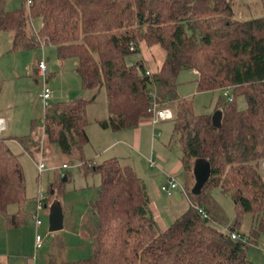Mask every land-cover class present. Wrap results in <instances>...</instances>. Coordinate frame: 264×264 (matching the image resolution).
I'll use <instances>...</instances> for the list:
<instances>
[{"label":"trees","instance_id":"16d2710c","mask_svg":"<svg viewBox=\"0 0 264 264\" xmlns=\"http://www.w3.org/2000/svg\"><path fill=\"white\" fill-rule=\"evenodd\" d=\"M232 1L24 0L21 8L7 11L1 0L0 33L13 34V50L55 47L60 60H78L83 89L94 92L90 99L50 105L44 116L48 141L64 154L79 152L84 173L101 176L93 203L94 255L62 264H256L249 252L264 232V16L240 20ZM36 19L42 21L39 30ZM143 45L162 51L157 69L144 57L129 62ZM185 69L197 71L199 91L230 90L233 100L220 99L216 109L223 112L220 127L213 123L214 113L196 114L192 100L179 97L177 79ZM103 90L109 117L100 124L114 131L137 127L151 116L154 100L161 107L176 106L170 146L182 152L186 180L195 177L197 159L208 160L211 176L196 196L209 202L214 188L232 196L233 226L219 229L210 208H204V217L191 202L162 231L135 166L116 157L102 162L85 157L88 107ZM241 96L244 109L237 105ZM10 139L0 136V218L19 228L29 217L27 179ZM19 140L26 149L35 143L32 136ZM184 188L192 196L187 184ZM245 214L253 216L251 231L242 234L246 240L233 239Z\"/></svg>","mask_w":264,"mask_h":264},{"label":"rangeland","instance_id":"374dc122","mask_svg":"<svg viewBox=\"0 0 264 264\" xmlns=\"http://www.w3.org/2000/svg\"><path fill=\"white\" fill-rule=\"evenodd\" d=\"M23 2L24 0H5L3 8L13 11L21 8ZM232 5L236 18L240 20L264 16V0H233ZM41 26V19L34 20L36 30ZM10 33H0V118L6 121V129L0 135L11 138L8 141L9 146L20 156L24 167L28 195L25 209L29 217L19 228H9L6 221L0 218V258H4L7 264H51L53 261L62 264L89 259L96 249L97 214L93 203L98 197L101 176L84 173L79 152L75 151L73 155L64 154L57 145L48 141L44 133L46 109L40 100V94L46 82L53 90L50 105L79 98L90 99L94 92L83 89L82 79L76 71L77 59L60 61L57 50L52 46L15 51ZM142 52L148 61H152L150 68L157 69L163 59L162 51L143 45ZM44 57L48 68L46 79L36 73L38 64ZM142 57V53H134L128 60L132 64ZM197 80L195 69L182 70L177 79L179 97L192 100L196 114L215 113L220 99L228 100L225 92L230 90L199 91ZM155 105L158 109L169 108L161 107L159 102ZM173 105L175 110L176 106ZM237 105L240 109L246 108L245 98L238 97ZM173 109V117L160 122L153 121L152 112L151 116L147 117L150 120L141 125L142 133H136L132 129L122 136L121 133L105 129L100 124L101 120L108 117L106 93L101 91L88 107L90 124L87 132L90 142L85 147V157L96 159L98 162L119 157L124 163L132 164L155 197L154 188L168 185L171 172L182 162L181 150L168 146L174 129ZM27 136H32L35 140V143L27 146L28 149L19 140ZM152 155L158 159V167L146 166L145 160ZM41 163H44L43 170L39 168ZM64 164L68 167L65 168ZM63 175H67V180L62 179ZM171 177L179 184L178 191L182 193V199L177 200L167 195H163V198L167 205L173 207L174 213H182L178 217L186 212L192 202L193 206L202 204L207 210L210 208V214L219 220V223H212L219 229L227 230L228 226H233L237 209L232 196L223 193L220 188H214L208 192L209 202L206 198L198 199L193 193L192 196L189 195V201L183 193V186L187 184L192 190L196 183L195 177H190L187 182L183 166ZM52 186L55 189L53 194L50 193ZM41 194L44 196L40 209L43 223L37 229L33 214L38 209L37 199ZM163 198L160 204L163 203ZM56 200L62 204L64 228L50 231V206ZM16 208L11 206L10 211H16ZM252 226L253 216L245 214L241 225H236V229L241 234L249 235ZM37 233L43 238V247L39 251H36L35 244ZM252 245L249 258L256 264H264V232L258 241H252Z\"/></svg>","mask_w":264,"mask_h":264},{"label":"built area","instance_id":"2783aa9c","mask_svg":"<svg viewBox=\"0 0 264 264\" xmlns=\"http://www.w3.org/2000/svg\"><path fill=\"white\" fill-rule=\"evenodd\" d=\"M28 3H31V0H28ZM150 72H148L149 74ZM37 74L41 77L46 79L48 76V68H47V63L45 60V57L39 62L38 64V68H37ZM231 93L229 91L226 90L225 92V96L228 98L229 101H232V96L230 95ZM52 98V89L49 87L48 83L46 82L43 88L42 93L40 94V100L43 103V106L45 109H47L50 106V100ZM154 102V106L152 109V112L154 113L153 115V121L154 122H160L163 120H167L171 117H173V112L170 108H157V105H155ZM6 129V121L4 118H0V133H2L4 130ZM147 163L150 166H158L159 162L153 158L148 159ZM64 167L67 168L68 165L64 164ZM40 170H43L44 168V163H41L39 165ZM262 169L264 170V163L262 164ZM179 184H177L175 182V180L170 177L169 180V184L168 185H164L162 187L163 191L166 192H171V190L179 188ZM183 191L186 192L184 186H183ZM43 201H44V196L43 194L39 195L37 202H38V209L37 211L33 214V218H34V222L35 225L37 227V229L42 225V219H41V215H40V209L43 206ZM196 208L199 210V212L204 216V217H208V213L207 211L204 209V207H200V206H196ZM232 238L233 239H244L246 240V238H244L242 236V234L234 232L232 233ZM36 251H39L42 247H43V238L41 236V234L37 233L36 235Z\"/></svg>","mask_w":264,"mask_h":264},{"label":"crops","instance_id":"0c3cea01","mask_svg":"<svg viewBox=\"0 0 264 264\" xmlns=\"http://www.w3.org/2000/svg\"><path fill=\"white\" fill-rule=\"evenodd\" d=\"M10 34L12 35V38H13V34L12 33H10ZM145 53L146 52L144 51V54ZM144 54L142 52L143 57H144ZM144 58H146V57H144ZM70 59H73V58H70ZM67 60L68 59L60 60V61H67ZM76 71H77V69H76ZM36 73H37V70H36ZM52 97H53V90H52ZM108 117H109V112H108ZM108 117H106L105 119H107ZM147 120H150V119L143 118V119H141V121H140V123H139V125L137 127L130 128V129H125V130L117 131V132L118 133H121L122 136H125L127 133H129L127 131H131L132 129H134L136 133L137 132L142 133L143 132V128L141 127V125H142L143 122H145ZM108 129H110V128H108ZM0 136H2V135H0ZM156 136H157V134H156ZM168 146H170V142L168 143ZM116 158H119V157H116ZM150 158H153V159H155V160L158 161V159L154 155H152ZM150 158H147L145 160L146 166H148L149 168L158 167V166H150L147 163L148 159H150ZM106 159H109V158H106ZM180 166H183V163L182 162H181ZM179 167H177L173 172H171V175L172 176H174L175 174H177ZM171 175L169 177H171ZM147 187H148V185H147ZM162 187H160V188H154V190H155V197L153 196V194H151V190L149 188H148V191H149V194L151 196V203H150L151 212H152L153 216L155 217V219H156V221L158 223L159 229L162 230V231H165L171 225V223L175 219L178 218L179 214H182V213L181 212L180 213H176L177 211L174 213L173 212V207L170 206V205H167V203H165V199L163 198L164 197L163 195H167L168 197H175V199L180 200V199H182V193H180L178 191L179 190L178 188L171 190V192L169 193V192L163 191L162 190ZM183 193L188 198V200L190 201L189 194L187 192H184V191H183ZM161 198H163L162 199V202H163L162 204H160ZM0 262L2 264H7L4 258H2V259L0 258Z\"/></svg>","mask_w":264,"mask_h":264},{"label":"water","instance_id":"95a60500","mask_svg":"<svg viewBox=\"0 0 264 264\" xmlns=\"http://www.w3.org/2000/svg\"><path fill=\"white\" fill-rule=\"evenodd\" d=\"M213 123L215 126L220 127L222 125L223 112L221 110L216 111L213 114ZM195 175V186L192 189V193L200 195L204 186L208 182L211 176V165L206 159H197L193 168ZM63 180H67V175H63ZM64 228V214L62 204L59 200H56L50 206V231H59Z\"/></svg>","mask_w":264,"mask_h":264}]
</instances>
